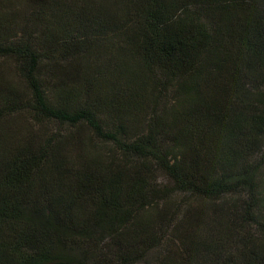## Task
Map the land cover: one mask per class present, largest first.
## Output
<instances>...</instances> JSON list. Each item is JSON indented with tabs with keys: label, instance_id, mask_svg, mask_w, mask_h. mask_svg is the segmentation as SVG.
I'll list each match as a JSON object with an SVG mask.
<instances>
[{
	"label": "trees",
	"instance_id": "obj_1",
	"mask_svg": "<svg viewBox=\"0 0 264 264\" xmlns=\"http://www.w3.org/2000/svg\"><path fill=\"white\" fill-rule=\"evenodd\" d=\"M13 1L0 264H264V0Z\"/></svg>",
	"mask_w": 264,
	"mask_h": 264
},
{
	"label": "rangeland",
	"instance_id": "obj_2",
	"mask_svg": "<svg viewBox=\"0 0 264 264\" xmlns=\"http://www.w3.org/2000/svg\"><path fill=\"white\" fill-rule=\"evenodd\" d=\"M14 1L13 0H0V8L2 7H10L12 5H14ZM3 34L4 38H7L8 36L14 35L15 31H0V35ZM160 178H162V175L160 174Z\"/></svg>",
	"mask_w": 264,
	"mask_h": 264
}]
</instances>
